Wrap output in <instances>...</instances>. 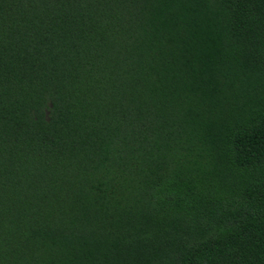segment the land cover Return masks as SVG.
Segmentation results:
<instances>
[{
	"label": "trees",
	"instance_id": "obj_1",
	"mask_svg": "<svg viewBox=\"0 0 264 264\" xmlns=\"http://www.w3.org/2000/svg\"><path fill=\"white\" fill-rule=\"evenodd\" d=\"M0 264H264V0H0Z\"/></svg>",
	"mask_w": 264,
	"mask_h": 264
}]
</instances>
